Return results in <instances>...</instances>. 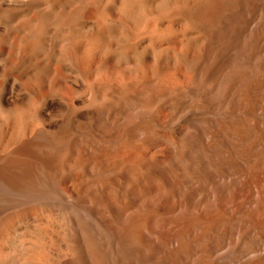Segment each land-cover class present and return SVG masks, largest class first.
I'll return each instance as SVG.
<instances>
[{
    "label": "bare ground",
    "instance_id": "bare-ground-1",
    "mask_svg": "<svg viewBox=\"0 0 264 264\" xmlns=\"http://www.w3.org/2000/svg\"><path fill=\"white\" fill-rule=\"evenodd\" d=\"M0 264H264V0H0Z\"/></svg>",
    "mask_w": 264,
    "mask_h": 264
}]
</instances>
